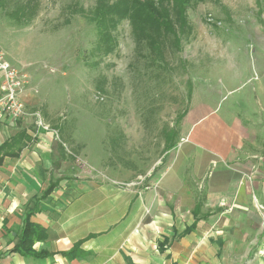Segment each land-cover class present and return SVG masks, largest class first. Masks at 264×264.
<instances>
[{"label": "crops", "instance_id": "crops-1", "mask_svg": "<svg viewBox=\"0 0 264 264\" xmlns=\"http://www.w3.org/2000/svg\"><path fill=\"white\" fill-rule=\"evenodd\" d=\"M253 54L224 68L218 98L193 100L172 148L117 182L84 177L75 163L65 176L49 134L0 125V148L30 138L0 152V264H264V47ZM30 210L47 233L23 255L15 248Z\"/></svg>", "mask_w": 264, "mask_h": 264}, {"label": "rangeland", "instance_id": "rangeland-1", "mask_svg": "<svg viewBox=\"0 0 264 264\" xmlns=\"http://www.w3.org/2000/svg\"><path fill=\"white\" fill-rule=\"evenodd\" d=\"M31 2L36 11L29 24L11 18L15 5L0 7V48L30 78L21 96L25 116L9 128L49 134L63 147L65 176L74 163L84 177L117 182L133 176L139 158L150 162L168 148L179 116L198 95L218 98L234 56L244 67L255 57L253 48L264 47V0L189 5L192 33L180 52L168 51L164 65L153 62L150 48L137 46L128 20L113 32L116 49L106 56L96 52V30L76 12L89 14L98 0ZM208 83L216 86L212 95Z\"/></svg>", "mask_w": 264, "mask_h": 264}, {"label": "trees", "instance_id": "trees-1", "mask_svg": "<svg viewBox=\"0 0 264 264\" xmlns=\"http://www.w3.org/2000/svg\"><path fill=\"white\" fill-rule=\"evenodd\" d=\"M203 1L206 0H117L114 4H110L109 0H98L94 10L89 14L86 15L82 9L74 12L83 16L90 25L94 26L98 37L95 51L101 55H109L116 49L118 42L113 32L119 23L128 20L137 46L150 48L153 62L155 64L161 62L160 64L164 65L168 62L166 60L168 51L180 52L183 40L188 39L192 33L187 16L188 6ZM14 2L0 0V7L7 9L9 5H15L16 9L10 12L11 18L17 24L31 23L36 11L35 3L32 4L31 0H14ZM188 109L179 116L178 125L183 121ZM178 135L179 128L175 130L174 136L166 139L168 142L166 149L174 146ZM29 140L30 138L23 132L14 137L9 144L3 145L0 152L4 153L11 144L23 147ZM62 148L60 145L61 150ZM56 187V183H51L44 192L43 198H47ZM32 208L34 212L38 209L37 205ZM33 214L31 210L28 212L19 243L15 248V251L23 255L34 254V244L46 238V230L30 221ZM69 254L71 253L65 255ZM39 255L43 254H37Z\"/></svg>", "mask_w": 264, "mask_h": 264}, {"label": "built area", "instance_id": "built-area-1", "mask_svg": "<svg viewBox=\"0 0 264 264\" xmlns=\"http://www.w3.org/2000/svg\"><path fill=\"white\" fill-rule=\"evenodd\" d=\"M29 81L30 78L19 72L0 48V125L7 121L16 123L25 116V105L21 96ZM262 210L264 212L263 207ZM260 255L264 257V245L260 249Z\"/></svg>", "mask_w": 264, "mask_h": 264}]
</instances>
